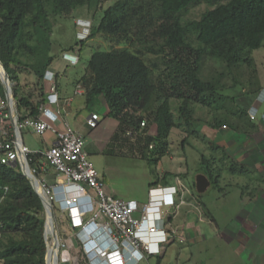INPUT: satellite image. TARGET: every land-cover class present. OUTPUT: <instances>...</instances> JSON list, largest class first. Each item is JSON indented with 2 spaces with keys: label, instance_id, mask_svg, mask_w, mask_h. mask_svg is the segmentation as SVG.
Here are the masks:
<instances>
[{
  "label": "trees",
  "instance_id": "1",
  "mask_svg": "<svg viewBox=\"0 0 264 264\" xmlns=\"http://www.w3.org/2000/svg\"><path fill=\"white\" fill-rule=\"evenodd\" d=\"M103 2L0 0V60L11 79L20 122L38 119L47 102L45 75L56 60L55 21L82 6L97 12ZM203 4L207 9L199 18H188L192 8ZM92 24L89 37L78 43L82 46L101 35L114 46L92 55L76 87L84 89L89 109L102 99L107 116L119 123L104 153L128 148L158 166L170 152L169 136L174 129L187 131L183 149L191 145L192 138L198 139L201 123L195 117V105L213 112V121L206 126L242 132L237 122L250 116L237 100L256 96L263 89L254 53L264 47V0H116L104 10L100 22ZM78 43L64 53L78 56ZM0 89L3 91L1 84ZM174 101L180 102L178 117ZM254 130L257 126L245 133ZM211 145L213 152L202 156L200 171L211 185L220 183L225 169L234 174L233 167L240 166V173L247 172L245 165L233 164L217 142ZM2 155L0 152V264H46L42 199L20 166L2 163ZM28 158L41 180V154ZM178 176L157 175L150 188L175 186ZM54 211L60 212L56 204Z\"/></svg>",
  "mask_w": 264,
  "mask_h": 264
},
{
  "label": "rangeland",
  "instance_id": "2",
  "mask_svg": "<svg viewBox=\"0 0 264 264\" xmlns=\"http://www.w3.org/2000/svg\"><path fill=\"white\" fill-rule=\"evenodd\" d=\"M115 1L104 0L103 8L97 12H89L88 7L85 6L78 7L71 16L55 21L52 37L53 54L56 55V60L51 70L62 72V84L70 92L74 91L75 82L85 74L92 55L96 51H108L114 46L101 35L84 41L81 46V43H78L81 41L78 34L81 33L82 28L78 23L82 20L87 21L88 27L93 25L92 23L97 25L104 10ZM206 9L205 4L192 8L188 18H199ZM91 29L92 26L90 33ZM77 43L80 62L72 65L64 61L63 54L67 48ZM254 57L264 88V47L257 50ZM261 94L263 95V92L256 96L245 95L238 98L237 104L247 110L248 114L253 108L258 109V119L255 120L256 122L250 121L248 117L238 120V127L242 132L237 133L227 128L219 131L206 126V122L213 121V112L208 108L195 105V117L201 123V134L198 139L192 138L191 145L183 149L181 143L188 135L187 131L184 127L174 129L169 136L170 152L162 158L158 166L142 159L136 151L131 153L128 148L116 149L112 154L104 153L119 123L107 116L108 108L102 99L97 100L95 105L89 111L87 110L89 114L95 112L100 116L101 123L96 128L86 125L84 112L67 116L71 126L84 134L90 161L116 198L135 200L139 203L146 202L151 189L150 185L155 182L157 175L162 176L165 173L179 175L173 182L174 185L179 186V192L174 196V206L168 210L166 216L169 242L162 247L159 255L152 256L149 262L144 261L143 264H264V248L258 246L260 242H264V233L258 232L253 226L248 227L246 222L250 214L252 221L257 224L264 216V193L259 190L261 182L264 183V173L256 164L257 160L264 161V153L250 154L251 156L246 158L238 155L241 148L247 147L248 150L253 147V143L264 144V128L245 133L255 126L258 129L260 124L264 125V98ZM179 105L180 102H173V111L177 117ZM21 134L29 146H39L42 141L51 137V132L38 135L31 133L27 127L21 129ZM212 142H217L226 149L232 163L237 161L245 165L247 172L240 173L239 171L243 169L240 166L233 167L237 174H232L234 171L225 169L219 184L211 185L205 193L199 194L193 185L196 183L197 176L201 174L202 156L209 157L213 152ZM262 147L264 149V146ZM217 155L222 157L221 152ZM256 197L260 198L259 205H255L253 201ZM170 216H173L172 222H169ZM55 219L60 237L66 243V249H60L59 264H91L92 257L87 254L84 240L80 238L81 231L71 226L67 214L55 213ZM243 236L258 239V243L242 244ZM162 256V262L159 263V257Z\"/></svg>",
  "mask_w": 264,
  "mask_h": 264
},
{
  "label": "built area",
  "instance_id": "3",
  "mask_svg": "<svg viewBox=\"0 0 264 264\" xmlns=\"http://www.w3.org/2000/svg\"><path fill=\"white\" fill-rule=\"evenodd\" d=\"M78 24L82 28L78 37L87 39L92 25L88 27L87 21L82 20ZM65 58L72 65L79 62L76 55L65 54ZM45 79L49 83V95L47 102L41 107L38 119L29 118L20 122L7 94L5 99L0 100V124L7 128L0 131L2 163L15 164L23 156L29 161L28 155L33 153L22 142L23 127L38 135L48 131L55 132V144L40 154L63 179L54 186L39 180L40 188L53 209L56 204L61 213L69 216L71 226L81 231L80 238L84 240L87 254L92 257L91 264H137L159 255L162 247L169 242L166 216L174 206V196L179 192L177 187L151 188L145 203L116 198L90 161L84 135L68 124L63 131L55 127L62 106L58 76L55 72L48 71ZM76 94L84 95L85 91L79 87ZM257 113V108L250 111L252 121L257 119ZM100 120L98 115L92 114L87 125L96 128ZM142 126H145V122ZM33 173L35 174V170ZM93 213L94 216L87 219ZM53 237L54 230L47 231L48 246L52 245ZM58 249L59 253L60 249H66V243L62 239ZM59 259H56L57 264Z\"/></svg>",
  "mask_w": 264,
  "mask_h": 264
},
{
  "label": "crops",
  "instance_id": "4",
  "mask_svg": "<svg viewBox=\"0 0 264 264\" xmlns=\"http://www.w3.org/2000/svg\"><path fill=\"white\" fill-rule=\"evenodd\" d=\"M65 54L74 55L75 53L66 52V53L63 54L64 61L67 62V63H70L69 60L67 58H65ZM78 57H79V54H78ZM79 62H80V57H79ZM50 71L55 72L57 74V76H58L60 101H61V105H62L61 106V113L59 114V120L55 123V127L57 128V130H60V131L65 130L66 124H68L72 129H74L71 126V124L68 122V120H67V116L74 115V113L81 114V113L84 112L86 114L85 123L87 125V121L91 118L92 114H95V112H91V114H89L87 112V110L89 111L90 109L87 107L86 97L84 95H77L76 94V90H77L76 82L74 84V91L70 92V90L67 87H65V85L62 84V75H63L62 72L60 70H50ZM0 84L3 87V91H1V89H0V100H1V99H5L6 98V94H7L6 85L2 82L1 76H0ZM3 92H4V95H3ZM262 92H263V95L261 94V96L264 98V88L262 89L261 93ZM84 109H86V110L84 111ZM257 115H258V113H257ZM257 119H256V121H257ZM256 121H253V122H256ZM262 128H264V125L260 124V126L257 129V131L259 129L261 130ZM4 129H7V128L5 126H2V124H0V131H4ZM74 130L77 131V132H80V130H76V129H74ZM48 132H51L50 139H48V140L45 139L44 141H42V144L39 145V146H34V145L33 146H29V145H27V143L25 142V139H23V138H22V142H23V144L25 146H27L32 151L33 154L44 152L45 150H47L51 146H53V144H55L56 139H57V135H56L55 132H53V131H48ZM80 133L83 134L82 132H80ZM253 141H255V140H253ZM29 143H31V142H29ZM252 145H253V147L248 149V150H247V147L241 148L238 155L239 156H244L246 158L250 154L254 155V154L258 153V152L259 153H262V152L264 153V149L262 147V146H264V144H262V143H260V144L253 143ZM252 145L250 144V146H252ZM86 150H87V146H86ZM87 152H88V150H87ZM42 159H43V161H42V171H43V173H42V176H41V180H43V182L48 184V185H53V186L54 185H58L60 180H62L63 178L57 173V171L53 167H51L45 161L43 156H42ZM256 164H257V167H259L261 170H263L262 172L264 173V161L260 162L259 160H257ZM175 187H177V189L179 190V186L175 185ZM259 190H262V192L264 193V183H263V181L259 185ZM259 199L260 198H257V197L253 199V201L255 202V205L259 203ZM143 203H145V202H143ZM263 215H264V213H263ZM251 217H252V215L250 214L249 217L246 219V222L248 223V227L253 226V227H255V229L258 232L264 233V216L260 219L258 224L254 223L252 221ZM247 223H246V225H247ZM75 230L80 232V230H78V229H75ZM241 239H242L241 240L242 244H247L248 245V242H250L251 244L258 243V241H257L258 239L254 240L253 238H247L245 236H243ZM258 246H259V248H264V242L263 241L260 242V245H258ZM165 251H166V249H165ZM63 256H64V254H63ZM151 258L152 257H150V258H148V259H146L144 261L145 262H149L151 260ZM162 259H163V256L159 257V260H161L160 263L162 262ZM144 261H141V262H139L137 264H143Z\"/></svg>",
  "mask_w": 264,
  "mask_h": 264
},
{
  "label": "water",
  "instance_id": "5",
  "mask_svg": "<svg viewBox=\"0 0 264 264\" xmlns=\"http://www.w3.org/2000/svg\"><path fill=\"white\" fill-rule=\"evenodd\" d=\"M0 66L2 69V71H0V76H1L2 82L6 85L7 97H8V99L9 98L11 99L15 116H17L18 115L17 114V105H16L15 96L13 94L11 79H10L9 74L7 73L3 63L1 62V60H0ZM16 121H17V119H16ZM15 165L20 166L23 175L28 178V180L31 182L34 190L38 193V195L42 199V202H43V205L45 208V215H46L45 238H47V226H48V222L50 220V217L52 219V224L54 227V229H53L54 230L53 242H55V244H56V247L54 246V251H55L56 259H59V249L57 248V246H59V243L61 241V237L59 236L53 206L44 197L43 193L40 191V185H41L40 181L36 177V175L33 173V169L31 167L27 157L23 156L22 160L15 163ZM26 168L28 169L29 173L26 172ZM210 186H211V181L208 179V177L206 175L199 174L197 176V178H196V189H197V192L199 194L205 193L209 189ZM48 254H49V246L47 244L46 264H49Z\"/></svg>",
  "mask_w": 264,
  "mask_h": 264
},
{
  "label": "bare ground",
  "instance_id": "6",
  "mask_svg": "<svg viewBox=\"0 0 264 264\" xmlns=\"http://www.w3.org/2000/svg\"><path fill=\"white\" fill-rule=\"evenodd\" d=\"M0 71H2L1 66H0ZM26 172L29 173V171H28L27 168H26ZM40 191H41V188H40ZM47 229H48L47 230L48 232H51L52 229H54L53 224H52L51 217H50V220L48 222ZM50 246H49L48 262H49V264H57V262H56V256H55V251H54V246L56 247L55 242H52V245H50ZM57 248H58V246H57Z\"/></svg>",
  "mask_w": 264,
  "mask_h": 264
}]
</instances>
